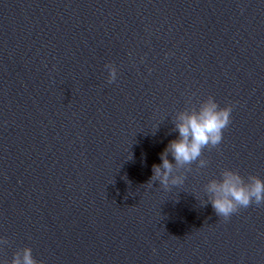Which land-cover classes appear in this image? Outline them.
<instances>
[{
  "label": "water",
  "instance_id": "water-1",
  "mask_svg": "<svg viewBox=\"0 0 264 264\" xmlns=\"http://www.w3.org/2000/svg\"><path fill=\"white\" fill-rule=\"evenodd\" d=\"M210 98L221 143L152 181ZM227 170L264 179V0H0L4 264H264V203H210Z\"/></svg>",
  "mask_w": 264,
  "mask_h": 264
},
{
  "label": "clouds",
  "instance_id": "clouds-1",
  "mask_svg": "<svg viewBox=\"0 0 264 264\" xmlns=\"http://www.w3.org/2000/svg\"><path fill=\"white\" fill-rule=\"evenodd\" d=\"M112 76L114 79V70ZM231 112V105L220 107L211 98L198 111L181 112L176 120L179 135L160 153L161 163L152 166L151 180H158L165 188L182 184L184 177L174 174L176 169L196 161L208 145L216 146L221 143L223 130L231 120ZM169 153L172 154L175 164L169 160ZM200 163L203 166L205 161L201 160ZM207 191L216 214L225 220L241 207L264 203V179L256 175H249L245 179L239 172L227 170L221 179L209 182ZM0 264L4 262L0 261ZM12 264L38 262L32 255V249L24 248L15 255Z\"/></svg>",
  "mask_w": 264,
  "mask_h": 264
}]
</instances>
